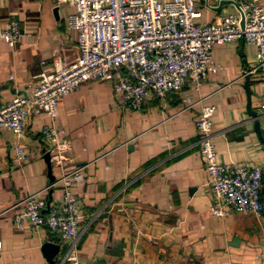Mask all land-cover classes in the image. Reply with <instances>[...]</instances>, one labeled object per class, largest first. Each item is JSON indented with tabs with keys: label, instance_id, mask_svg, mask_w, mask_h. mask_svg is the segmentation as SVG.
Returning a JSON list of instances; mask_svg holds the SVG:
<instances>
[{
	"label": "crops",
	"instance_id": "obj_1",
	"mask_svg": "<svg viewBox=\"0 0 264 264\" xmlns=\"http://www.w3.org/2000/svg\"><path fill=\"white\" fill-rule=\"evenodd\" d=\"M194 1L200 25L239 14L233 1ZM73 11L52 0H0V31L15 20L21 32L14 48L0 39V106L36 85L54 55L64 62L76 57V35L67 28ZM254 55L240 42L216 46V74L164 99L148 95L140 110L126 107L108 81L82 84L60 99L54 121L30 115L21 141L30 161L22 166L12 162L11 132L0 128V264H48L46 243L59 247L55 264H71L62 263L66 246L46 227L18 229L13 217L35 191L48 208L60 203L61 186L52 184L78 167L84 181L73 187L81 231L76 255L83 264H264V210L260 218L210 214L195 126L201 108L214 106L217 161L258 166L264 178V118H252L247 108L258 116L260 86L248 76V96L243 75ZM50 124L58 129L57 148L40 137ZM49 147L58 157L48 164ZM261 199L264 206V182Z\"/></svg>",
	"mask_w": 264,
	"mask_h": 264
},
{
	"label": "built area",
	"instance_id": "obj_2",
	"mask_svg": "<svg viewBox=\"0 0 264 264\" xmlns=\"http://www.w3.org/2000/svg\"><path fill=\"white\" fill-rule=\"evenodd\" d=\"M223 1V0H216ZM238 6L239 14H224L208 25L196 23L200 13L194 0H52L59 7L69 4L74 11L67 28L76 35V57L64 62L54 55L49 71L38 75V82L25 94L16 95L0 106V128L11 132L12 162L22 166L30 158L21 144L29 115L54 121L61 98L89 81H108L126 107L140 110L148 95L164 99L180 92L187 82L199 85L219 67L212 50L240 42L255 48L251 65L243 71L260 86L257 118H264V10L262 0H227ZM242 23V24H241ZM17 21L0 31L10 48L20 41ZM187 103L190 101L187 100ZM212 105L203 106L195 121L200 154L208 176L213 202L210 214L223 218L230 211L243 215H263L261 189L264 182L260 167L221 164L212 143ZM58 129L44 125L40 137L57 148ZM50 160H57L47 148ZM57 163L59 161H56ZM84 181L83 168L64 173L55 183L62 190V201L47 207L35 191L18 203L13 223L46 227L66 246L63 262L83 264L76 255L81 236L79 202L73 192Z\"/></svg>",
	"mask_w": 264,
	"mask_h": 264
},
{
	"label": "water",
	"instance_id": "obj_3",
	"mask_svg": "<svg viewBox=\"0 0 264 264\" xmlns=\"http://www.w3.org/2000/svg\"><path fill=\"white\" fill-rule=\"evenodd\" d=\"M245 79H246V82H245V90L247 92V95L250 96L249 85H248V76H246ZM247 108H248V113L251 115V117L256 119L257 118V115L254 112L251 111L250 104H248V107ZM29 117H30V115H29ZM255 129H256V131H258V123L257 122L255 124ZM44 159L49 164L50 157H49V154L48 153L44 155ZM44 249H46L47 251H49V254H48L49 256H47L48 264H55V257L57 255L58 250H59L58 245L46 243L44 245Z\"/></svg>",
	"mask_w": 264,
	"mask_h": 264
}]
</instances>
